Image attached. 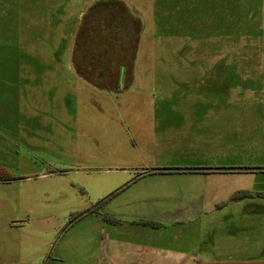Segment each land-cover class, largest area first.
<instances>
[{
	"label": "rangeland",
	"instance_id": "374dc122",
	"mask_svg": "<svg viewBox=\"0 0 264 264\" xmlns=\"http://www.w3.org/2000/svg\"><path fill=\"white\" fill-rule=\"evenodd\" d=\"M210 219L264 235V0H0V264Z\"/></svg>",
	"mask_w": 264,
	"mask_h": 264
},
{
	"label": "crops",
	"instance_id": "0c3cea01",
	"mask_svg": "<svg viewBox=\"0 0 264 264\" xmlns=\"http://www.w3.org/2000/svg\"><path fill=\"white\" fill-rule=\"evenodd\" d=\"M208 172L213 173L214 171L204 173ZM213 222L214 219L206 220L203 224H200L199 221H192L181 224V226L172 225L170 227V229L181 227V230L185 227L189 232L197 234L199 228L206 227V231L211 230L214 235L215 231L221 228L216 240L206 239V243L203 245L206 246L205 249L201 247L199 250L198 248L199 235L195 236V240L187 239L189 245H194L190 252L177 250L172 245L170 247L163 245L164 241L177 245L182 239L176 233H172L170 237L163 236L162 224L157 228L113 224L107 233H100L96 264H264V257L254 256L245 259L238 257V254L245 249L255 250L253 247H264V235H261L260 238L257 236L253 242L245 246L244 240L237 234V226L238 229L241 226L239 220L230 219L224 223L220 221L218 225ZM168 225L170 226V222ZM228 225L236 227L231 230L223 227ZM120 228L128 231L129 235L133 233L135 238H130L129 235L128 237L118 236L119 233L116 231ZM262 231L264 232V229Z\"/></svg>",
	"mask_w": 264,
	"mask_h": 264
}]
</instances>
